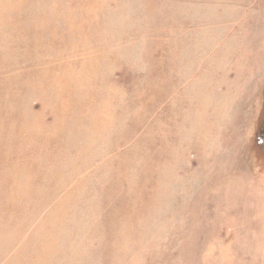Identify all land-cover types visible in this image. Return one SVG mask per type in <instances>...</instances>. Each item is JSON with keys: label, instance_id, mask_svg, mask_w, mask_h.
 I'll return each instance as SVG.
<instances>
[{"label": "rangeland", "instance_id": "374dc122", "mask_svg": "<svg viewBox=\"0 0 264 264\" xmlns=\"http://www.w3.org/2000/svg\"><path fill=\"white\" fill-rule=\"evenodd\" d=\"M0 119V264H264V0H0Z\"/></svg>", "mask_w": 264, "mask_h": 264}, {"label": "bare ground", "instance_id": "6f19581e", "mask_svg": "<svg viewBox=\"0 0 264 264\" xmlns=\"http://www.w3.org/2000/svg\"><path fill=\"white\" fill-rule=\"evenodd\" d=\"M69 108V104H66L62 109H61V111H65V110H67ZM1 121H2V119H0ZM3 125H9V124H5V123H3ZM62 128V127H61Z\"/></svg>", "mask_w": 264, "mask_h": 264}]
</instances>
